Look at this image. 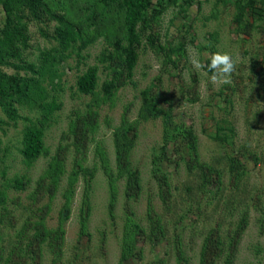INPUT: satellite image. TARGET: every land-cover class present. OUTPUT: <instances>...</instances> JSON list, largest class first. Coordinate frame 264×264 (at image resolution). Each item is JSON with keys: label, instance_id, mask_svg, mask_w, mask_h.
<instances>
[{"label": "rangeland", "instance_id": "obj_1", "mask_svg": "<svg viewBox=\"0 0 264 264\" xmlns=\"http://www.w3.org/2000/svg\"><path fill=\"white\" fill-rule=\"evenodd\" d=\"M192 1L186 12L170 8L153 29L168 50L185 44L186 56L173 55L178 67L144 39L133 79L112 96L102 88L112 70L99 61L114 50L110 37H98L81 56L70 51L56 66L54 81L44 82L49 100L56 98L62 109L44 126L48 153L31 166L20 153L30 124L10 122L0 109V119L8 122L0 129V184L16 177L29 183L26 190H7L0 264H203L208 244L205 264H264V12L246 15L251 27L243 29L236 22L239 0ZM249 1L264 9V0H241ZM50 3L56 12L71 6V0ZM27 22L25 56L38 65L58 46L48 37L56 22ZM215 52L236 60L230 84H212L206 67L190 63L191 56L206 65ZM92 66L99 67V83L86 95L78 79ZM145 98L162 112L156 118L144 115ZM20 113L39 124V110L22 107ZM191 131L196 152L183 135ZM117 138L130 147L127 169ZM58 159L64 169L59 185L43 180ZM78 166L91 171V183L87 188L80 171L68 201ZM66 205L67 221L61 217ZM41 220L52 234L45 241L35 237ZM62 229L64 236L55 241Z\"/></svg>", "mask_w": 264, "mask_h": 264}, {"label": "trees", "instance_id": "obj_2", "mask_svg": "<svg viewBox=\"0 0 264 264\" xmlns=\"http://www.w3.org/2000/svg\"><path fill=\"white\" fill-rule=\"evenodd\" d=\"M51 1L54 0H0V11L4 15L3 25L0 26V109L10 122L17 123L23 120L30 124L23 131L22 149H20L25 163L30 166L41 155L48 153L44 145V126L57 111L62 109V104H59L56 98L53 97L51 101L49 100L51 94L44 82L46 80H50L51 83L54 81L57 76L56 66L71 55V50L75 51L77 56H81L82 52L93 44L98 37L103 35L110 37L114 50L111 52L104 51L99 61L106 65V70H112L113 78L106 80L102 86L104 93L107 96H112L116 90L133 79L144 39L155 53L166 55L165 63L173 64L175 68L178 67L173 55L178 56V58L186 56L185 44L179 43L176 47H171L168 50L159 41V36L153 33V29L159 18L170 8L176 7L180 8L181 12H186L187 7H191L194 3L192 0L184 2L180 0H71L69 10L64 13V11L56 12L55 7L50 3ZM238 10L236 22L243 29L251 27L248 21L246 23L244 21L246 15L248 18H252V16L264 12V9L258 8L255 1L242 4L239 0ZM27 20H34L39 23H44L46 20L56 22L54 34L48 37L55 40L58 46L49 54H42L41 63L38 65L30 63L25 56V50L30 47ZM41 32L47 37L43 30ZM107 40L109 41V39ZM209 63L210 59L207 60V64ZM8 69L14 70V73L11 74L6 71ZM98 83L99 67H89L78 79V90L86 95L94 94ZM22 107L39 110L40 116L37 118L39 124L23 116L20 113ZM143 111L148 118H156L162 113L147 98H145ZM6 119H0V129L8 123ZM129 128L132 126L122 130L124 137H126ZM183 135L189 141L191 150L196 152L197 139L193 132H184ZM119 140L120 138H117L118 158L120 163L124 164L123 167L121 166L122 169H127L129 165L126 155L130 147L123 148L122 142ZM61 166L62 162L59 159L51 163L46 173L47 177L43 180H52L53 184L59 185L64 171L63 168H60ZM104 167L106 173L111 177V190L115 196V183L113 182L115 178L111 176L106 162ZM80 171L84 172L87 188H89L91 183L89 172L91 171L78 166L69 182L70 189L66 193L68 201L73 197L74 183L80 175ZM43 180L40 181L39 185L42 184ZM28 185V181L22 177L14 178L5 187L0 184V224L8 213L7 190L9 188L26 190ZM70 210L71 208L66 205L61 212L63 220H68L71 214ZM87 211H89L88 208L87 210L84 209L83 214H88ZM88 216H82L83 224H85ZM39 223L35 224V227L40 225L35 237L45 241L47 235L52 234L46 231L43 220ZM64 234L63 229L61 233L55 234V241H60ZM50 245L54 246V242ZM208 246L202 261L203 264H205Z\"/></svg>", "mask_w": 264, "mask_h": 264}, {"label": "clouds", "instance_id": "obj_3", "mask_svg": "<svg viewBox=\"0 0 264 264\" xmlns=\"http://www.w3.org/2000/svg\"><path fill=\"white\" fill-rule=\"evenodd\" d=\"M190 63L197 70L206 67L212 73L210 82L214 85L218 82L221 84H230V78L236 70V60L228 52L212 53L210 63L207 65L202 64L198 59L190 56Z\"/></svg>", "mask_w": 264, "mask_h": 264}]
</instances>
